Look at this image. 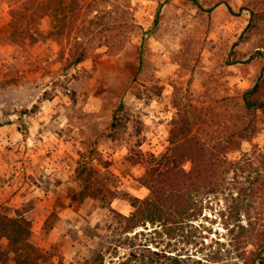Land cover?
Instances as JSON below:
<instances>
[{
    "label": "rangeland",
    "instance_id": "obj_1",
    "mask_svg": "<svg viewBox=\"0 0 264 264\" xmlns=\"http://www.w3.org/2000/svg\"><path fill=\"white\" fill-rule=\"evenodd\" d=\"M255 86L264 102V0H0V264L94 256L112 214L149 194L144 160L167 155L183 110L208 137L247 120L257 130L227 157L255 167L230 166L226 192L198 197L203 243L172 241L192 253L221 238L232 262L264 264L255 231L238 237L264 228V193L241 194L264 158V109H243Z\"/></svg>",
    "mask_w": 264,
    "mask_h": 264
},
{
    "label": "trees",
    "instance_id": "obj_2",
    "mask_svg": "<svg viewBox=\"0 0 264 264\" xmlns=\"http://www.w3.org/2000/svg\"><path fill=\"white\" fill-rule=\"evenodd\" d=\"M83 55L81 53V56L76 57L73 64L80 63L84 59ZM258 87L242 92L243 109L253 113L254 118L259 108L264 109V102L254 99ZM194 117L190 111L183 110L182 115L173 120L168 156L164 154L157 157L152 154L151 158L144 160L147 168L143 183L149 189V194L144 198L131 194V214L115 211L112 214L114 223L110 225L112 230L100 234L97 253L76 264H238L232 262V251L225 249L226 243L221 238L213 237L208 245H202L192 253L189 250L185 253L178 251L176 242L172 240L182 235L196 246L203 243L204 240L198 238L207 237L199 234L200 227L203 226L205 230L206 226L203 222L196 224L194 221L199 219L203 211L198 197L204 193L226 192L230 188V180L227 178L230 166L242 164L255 167V160L246 161L245 164L242 161L230 162L227 153L231 145L238 144L235 135L249 139L257 129L251 128L244 119L238 131L222 134L218 130H208V134L212 131L216 133L208 137L193 133V126L197 122ZM197 118L202 123L206 122V119ZM260 158V164L256 163L257 176L250 181L249 186L241 190V194L248 198H257L264 193V173L261 171L264 158ZM188 160L194 163L191 169L185 168L184 164ZM87 162L83 165L85 169ZM220 213L225 215L224 211ZM1 215L0 219L5 218ZM4 223L0 221V230L7 232ZM252 224H240L243 231L238 237L244 233L251 237L255 231L256 237L264 241V228L253 229ZM164 234L170 239L166 244L161 238ZM22 240L12 238L10 245L21 249ZM123 248L127 250L125 255L121 252Z\"/></svg>",
    "mask_w": 264,
    "mask_h": 264
}]
</instances>
